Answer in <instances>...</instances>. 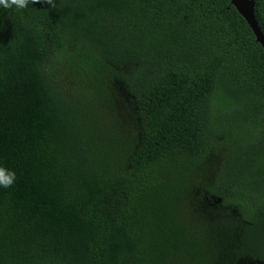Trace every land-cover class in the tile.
<instances>
[{
    "label": "trees",
    "instance_id": "obj_1",
    "mask_svg": "<svg viewBox=\"0 0 264 264\" xmlns=\"http://www.w3.org/2000/svg\"><path fill=\"white\" fill-rule=\"evenodd\" d=\"M0 8V264H264V48L230 0ZM264 35V0H254ZM67 83V84H66Z\"/></svg>",
    "mask_w": 264,
    "mask_h": 264
},
{
    "label": "clouds",
    "instance_id": "obj_2",
    "mask_svg": "<svg viewBox=\"0 0 264 264\" xmlns=\"http://www.w3.org/2000/svg\"><path fill=\"white\" fill-rule=\"evenodd\" d=\"M36 3L46 4L49 9L56 8L55 0H0V8L22 11ZM16 179L17 174L15 170L0 164V188H11Z\"/></svg>",
    "mask_w": 264,
    "mask_h": 264
},
{
    "label": "water",
    "instance_id": "obj_3",
    "mask_svg": "<svg viewBox=\"0 0 264 264\" xmlns=\"http://www.w3.org/2000/svg\"><path fill=\"white\" fill-rule=\"evenodd\" d=\"M238 12L244 17L251 30L255 34L256 41L264 48V35L258 27L254 15V0H230Z\"/></svg>",
    "mask_w": 264,
    "mask_h": 264
},
{
    "label": "rangeland",
    "instance_id": "obj_4",
    "mask_svg": "<svg viewBox=\"0 0 264 264\" xmlns=\"http://www.w3.org/2000/svg\"><path fill=\"white\" fill-rule=\"evenodd\" d=\"M67 84V83H66Z\"/></svg>",
    "mask_w": 264,
    "mask_h": 264
}]
</instances>
